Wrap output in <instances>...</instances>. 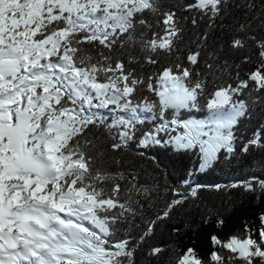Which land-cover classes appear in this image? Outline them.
<instances>
[{"label":"snow or ice","instance_id":"snow-or-ice-1","mask_svg":"<svg viewBox=\"0 0 264 264\" xmlns=\"http://www.w3.org/2000/svg\"><path fill=\"white\" fill-rule=\"evenodd\" d=\"M157 149L192 166L149 215ZM206 188L264 201V0H0V264H164L150 241ZM213 216L209 251L167 264H264V207L183 222Z\"/></svg>","mask_w":264,"mask_h":264},{"label":"trees","instance_id":"trees-1","mask_svg":"<svg viewBox=\"0 0 264 264\" xmlns=\"http://www.w3.org/2000/svg\"><path fill=\"white\" fill-rule=\"evenodd\" d=\"M254 68L255 64H252L245 66L244 70L251 71ZM197 116L199 118L200 114H197ZM155 152L159 159L163 161V164L159 168H156L155 165L146 166L148 174L142 177V179L147 180L149 184H153L157 189L153 194L154 198L149 203H146L145 206V211L149 215L159 211L156 205H162L164 200L170 196V193H165L163 186H176V182L183 175V170L192 166L187 158H181L173 153H168L165 156L163 151L159 149L155 150ZM251 159V156L247 158L238 157L232 162L230 168L224 170L217 168L204 173L197 171L191 177V180L193 183L208 186L214 183L226 184L238 176L246 175L250 170L258 172L259 168L255 166V161L252 162L254 165L252 168L246 166L247 161H251ZM226 195L229 199H223L222 201L221 194L206 188L202 193L201 199L196 202V206H189L190 215L183 219H173L158 228L150 243L166 249L160 257L164 264H167L169 257L178 255L179 251L186 246H194L201 254L207 253L210 249L208 234L216 231L214 227L215 216L212 217L211 225L200 226L198 231L187 228L183 220L192 221L198 225L201 216L206 213L219 212L226 221L225 227L220 230V234L223 236L228 232H240L243 228L242 221L246 220L249 224L254 223L261 208L264 207V201L242 194V190L233 189ZM173 226L181 228L179 235L171 231ZM173 249L177 251L173 253ZM153 264H155V261Z\"/></svg>","mask_w":264,"mask_h":264}]
</instances>
